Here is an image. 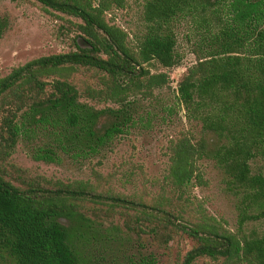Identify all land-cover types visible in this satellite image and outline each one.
<instances>
[{
  "label": "trees",
  "instance_id": "obj_1",
  "mask_svg": "<svg viewBox=\"0 0 264 264\" xmlns=\"http://www.w3.org/2000/svg\"><path fill=\"white\" fill-rule=\"evenodd\" d=\"M76 19L74 50L39 57L0 78V264H157L154 247H192L176 264H264V0H143L131 38L112 19L128 0H12ZM0 17V41L9 29ZM195 63L172 104L161 93ZM103 105V107H98ZM177 107L191 126L169 141L156 195H126L112 176L64 182L13 162L101 159L117 141ZM214 163L235 200V231L209 215L194 190Z\"/></svg>",
  "mask_w": 264,
  "mask_h": 264
},
{
  "label": "rangeland",
  "instance_id": "obj_2",
  "mask_svg": "<svg viewBox=\"0 0 264 264\" xmlns=\"http://www.w3.org/2000/svg\"><path fill=\"white\" fill-rule=\"evenodd\" d=\"M0 17H6L10 23L0 41V78L8 75L13 68L39 57L74 50L75 33L70 21L77 20L72 17L47 12L39 3L12 0H0ZM110 17L134 38L143 29V0H128L124 9L114 10ZM179 52L182 64L172 71L171 88L161 93L164 105L173 103L179 79L195 63V57L182 37ZM177 111L178 115L171 122L157 118L149 124H142L133 134L117 141L113 150L101 159L79 162L64 158L59 164L36 162L19 145L13 162L29 170L34 176L64 182H94L93 171H97L103 176H112V187L120 193L131 195L149 192L156 195L169 165V141L191 129L184 112L178 107ZM201 169L207 185L196 188L194 196L204 203L209 215L235 231L238 220L235 200L225 192L221 172L213 162L207 160L202 161ZM253 230L264 231V222L247 227L248 232ZM192 245L193 243L184 239L180 243L171 244L170 249L154 247L151 253L157 257V264H176ZM198 264L211 263L200 261Z\"/></svg>",
  "mask_w": 264,
  "mask_h": 264
}]
</instances>
